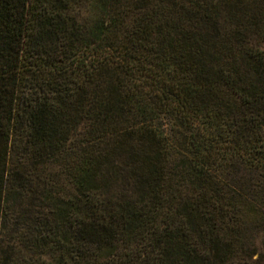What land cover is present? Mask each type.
<instances>
[{
	"label": "trees",
	"instance_id": "16d2710c",
	"mask_svg": "<svg viewBox=\"0 0 264 264\" xmlns=\"http://www.w3.org/2000/svg\"><path fill=\"white\" fill-rule=\"evenodd\" d=\"M0 264H264V0H0Z\"/></svg>",
	"mask_w": 264,
	"mask_h": 264
},
{
	"label": "rangeland",
	"instance_id": "374dc122",
	"mask_svg": "<svg viewBox=\"0 0 264 264\" xmlns=\"http://www.w3.org/2000/svg\"><path fill=\"white\" fill-rule=\"evenodd\" d=\"M7 234H11V233H8V232L5 233V234H4V238H7V237H5ZM15 246H16V247H15ZM16 248H17V245H14V249H13V251H14L17 255H19V253H20V255H21V254H26V255L28 254V252L26 253L25 250H24L23 252H21V251H18V249H16Z\"/></svg>",
	"mask_w": 264,
	"mask_h": 264
}]
</instances>
